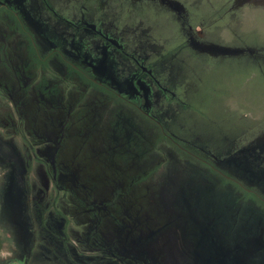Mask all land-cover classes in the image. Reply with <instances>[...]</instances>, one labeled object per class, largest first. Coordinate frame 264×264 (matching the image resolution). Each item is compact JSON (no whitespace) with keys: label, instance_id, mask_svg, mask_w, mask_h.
<instances>
[{"label":"rangeland","instance_id":"obj_1","mask_svg":"<svg viewBox=\"0 0 264 264\" xmlns=\"http://www.w3.org/2000/svg\"><path fill=\"white\" fill-rule=\"evenodd\" d=\"M92 4L0 0V264H264V0Z\"/></svg>","mask_w":264,"mask_h":264},{"label":"crops","instance_id":"obj_2","mask_svg":"<svg viewBox=\"0 0 264 264\" xmlns=\"http://www.w3.org/2000/svg\"><path fill=\"white\" fill-rule=\"evenodd\" d=\"M93 1V4H92V7L90 8V9H92L91 11H90V13H92L90 16V19H94L93 18V15H95V17L96 18H98V13H100V12H103V8L100 6V2H108L109 0H92ZM96 1L97 2H99V3H96ZM109 12H111L110 10H108ZM94 20H97V19H94ZM109 22L112 24H115L116 25V22H114L113 21V18L111 17V18H107L104 22H102V25H100V27L98 28V29H96V30H101L102 32H104L105 34H107V28H111V26L113 27V30L111 31V32H113L114 31V25L112 24V25H110L109 24ZM95 26H97L96 24H95ZM125 27H123V29H124ZM137 32V30H135V33ZM102 35V34H101ZM128 40L127 39H123V42H122V45L123 46H121L122 48H121V50H124L123 48L125 47L124 46V43L126 44V42H127ZM136 42L138 43L139 42V37L136 39ZM95 49L96 50H98V48L96 47V45H95ZM189 49H191V51L192 52H194V51H198V53H200V54H202V55H205V57H213V55H209L210 54V48H209V46L208 45H200V47H195V48H193V44H192V46L189 48ZM96 62H95V64H94V66H104V64H102V63H97V60H95ZM105 65H107L106 63H105ZM114 66H116V64L114 63L113 64ZM91 66H92V69H94L96 72H98L97 71V69H95L94 67H93V64L91 63Z\"/></svg>","mask_w":264,"mask_h":264},{"label":"trees","instance_id":"obj_3","mask_svg":"<svg viewBox=\"0 0 264 264\" xmlns=\"http://www.w3.org/2000/svg\"><path fill=\"white\" fill-rule=\"evenodd\" d=\"M27 36H29L28 34H26ZM258 88H260V96H263V93L261 92V90H262V87H261V85L258 87ZM103 92H106V93H109V89H107V88H105V87H101L100 88ZM254 93V92H253ZM258 93V92H257ZM254 94H256V93H254ZM0 247H1V243H0Z\"/></svg>","mask_w":264,"mask_h":264}]
</instances>
